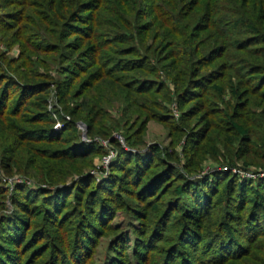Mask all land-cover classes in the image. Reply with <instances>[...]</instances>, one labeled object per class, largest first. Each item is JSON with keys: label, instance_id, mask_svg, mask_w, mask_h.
<instances>
[{"label": "trees", "instance_id": "trees-1", "mask_svg": "<svg viewBox=\"0 0 264 264\" xmlns=\"http://www.w3.org/2000/svg\"><path fill=\"white\" fill-rule=\"evenodd\" d=\"M260 170L264 0H0V264H264Z\"/></svg>", "mask_w": 264, "mask_h": 264}, {"label": "rangeland", "instance_id": "rangeland-1", "mask_svg": "<svg viewBox=\"0 0 264 264\" xmlns=\"http://www.w3.org/2000/svg\"><path fill=\"white\" fill-rule=\"evenodd\" d=\"M16 49H17V47L13 46L11 54L17 53ZM173 105L174 106H172L171 108H172L173 113L177 117L179 113H178V110H177L175 104H173ZM49 109L52 111L53 115L56 117V114H55L56 103L53 104L51 102L49 104ZM67 118L69 119V116H67ZM80 122H82V121H79L77 123V126L81 131L82 140L87 142V143H89L93 140L98 141L107 149L108 153L106 155H103L101 158L96 157L94 159L95 167L97 169H102V172L103 171L106 172V169H108V164L112 160V158H114V156L116 155V152L108 146L107 140L100 139L99 137L91 138L88 135V128L87 127L85 128L84 126L80 125ZM115 137L117 139H119L122 144L124 143L123 137L120 134H115ZM144 140L147 143V145L152 144V143H156V142L162 143V144L167 143L168 139L166 136L165 128L162 125H160L159 123L149 121L147 123L146 131L144 132ZM144 148H146V146ZM108 155H110L111 157L108 160V163L106 164L104 162V160H105V157H107ZM221 169H223V170H229L230 169L233 172H239L241 175H244L245 178H251V176H247V174H250V175L254 174V177H252V178H255V176H256L255 175L256 173H254L255 169H253V168L250 170H245L243 168L240 169V168H235V167H229V166L223 165L221 163H213V162L212 163L208 162L204 165L202 174L211 173V172H215V171H221ZM91 173H95L96 175H99L101 173V171L100 170H97V171L92 170ZM257 173L259 176H261V177L263 176V170H260ZM2 179H3V181H5L6 187L8 188L10 194L12 193L16 184H19V183H30L32 185L34 184L31 181L24 180V178L22 176H18V175L13 176V177H9L8 179L3 177ZM6 203H7V209H11V203H10L9 199H7ZM114 223L119 224V226L121 227L122 230H128V224H127L128 218H125L123 215H117L114 219ZM109 242H110V238L101 239V242H100V244L97 248V252L95 254L93 264H108L109 263V261L112 257V254H111L110 250L108 249Z\"/></svg>", "mask_w": 264, "mask_h": 264}, {"label": "built area", "instance_id": "built-area-1", "mask_svg": "<svg viewBox=\"0 0 264 264\" xmlns=\"http://www.w3.org/2000/svg\"><path fill=\"white\" fill-rule=\"evenodd\" d=\"M62 127V123L59 121V120H57L56 121V123H55V126H54V128L55 129H60ZM110 155H108L107 157H105V160H104V162L107 164L108 163V160L110 159ZM256 175V174H255ZM263 175H264V172H263ZM247 176H251V177H254V174L253 175H250V174H247Z\"/></svg>", "mask_w": 264, "mask_h": 264}, {"label": "water", "instance_id": "water-1", "mask_svg": "<svg viewBox=\"0 0 264 264\" xmlns=\"http://www.w3.org/2000/svg\"><path fill=\"white\" fill-rule=\"evenodd\" d=\"M80 125L84 126L85 128L87 127L84 122H80Z\"/></svg>", "mask_w": 264, "mask_h": 264}]
</instances>
